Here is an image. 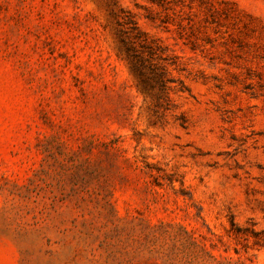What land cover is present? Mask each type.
Here are the masks:
<instances>
[{
  "label": "rangeland",
  "instance_id": "1",
  "mask_svg": "<svg viewBox=\"0 0 264 264\" xmlns=\"http://www.w3.org/2000/svg\"><path fill=\"white\" fill-rule=\"evenodd\" d=\"M0 264H264V0H0Z\"/></svg>",
  "mask_w": 264,
  "mask_h": 264
}]
</instances>
